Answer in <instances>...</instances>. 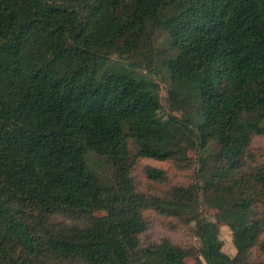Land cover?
I'll return each mask as SVG.
<instances>
[{
  "label": "trees",
  "instance_id": "obj_1",
  "mask_svg": "<svg viewBox=\"0 0 264 264\" xmlns=\"http://www.w3.org/2000/svg\"><path fill=\"white\" fill-rule=\"evenodd\" d=\"M119 63L162 76L183 116ZM257 137L264 0H0V264H264ZM192 149L195 182L138 190L140 160L189 166ZM148 211L193 225L201 247L148 239Z\"/></svg>",
  "mask_w": 264,
  "mask_h": 264
},
{
  "label": "rangeland",
  "instance_id": "obj_2",
  "mask_svg": "<svg viewBox=\"0 0 264 264\" xmlns=\"http://www.w3.org/2000/svg\"><path fill=\"white\" fill-rule=\"evenodd\" d=\"M118 67L121 68L122 73L128 74L137 80L157 84L159 86L158 95L166 108V113L179 118L183 116L184 110H182L180 105L176 102L170 103L168 84L163 81L162 76L151 73L144 68L132 66L128 63H119ZM253 151L258 158V162L261 165H264V137H257L254 140ZM188 156L192 159V163L189 166L178 165L171 161L158 162L154 160H140L133 173L136 178L138 190L149 195H156L164 193L165 190L174 185H188L195 182L198 177L197 170L199 165L197 160L200 157V153L198 154L196 150L192 149L189 151ZM89 161L97 173L102 177L106 179H111L113 177V169L109 165L103 163V161L99 164L95 154L89 156ZM147 167L164 170L168 175L167 183L162 184L150 180L145 173ZM203 212L206 215L208 214L209 217L216 213V211L210 207H205ZM97 215L105 216L107 213L99 212ZM145 215L150 223L148 239L160 241L164 238H169L184 248L201 247V241L197 234V229L193 225H187L182 221L166 218L154 211H148ZM220 238L224 242V252L231 256L235 255L236 250L233 244V234L228 226H221ZM253 258L254 260H262L264 259V256L258 250H254ZM188 262L191 263L193 261L188 260Z\"/></svg>",
  "mask_w": 264,
  "mask_h": 264
}]
</instances>
